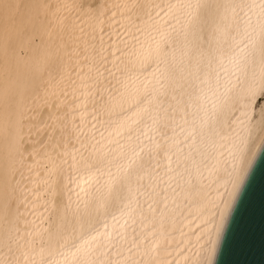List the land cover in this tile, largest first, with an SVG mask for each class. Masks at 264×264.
<instances>
[{"label": "snow or ice", "instance_id": "1", "mask_svg": "<svg viewBox=\"0 0 264 264\" xmlns=\"http://www.w3.org/2000/svg\"><path fill=\"white\" fill-rule=\"evenodd\" d=\"M0 264H264V0H0Z\"/></svg>", "mask_w": 264, "mask_h": 264}]
</instances>
